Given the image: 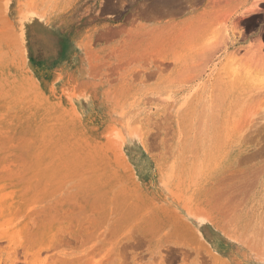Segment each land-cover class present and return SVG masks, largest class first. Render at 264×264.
I'll use <instances>...</instances> for the list:
<instances>
[{
	"label": "rangeland",
	"instance_id": "374dc122",
	"mask_svg": "<svg viewBox=\"0 0 264 264\" xmlns=\"http://www.w3.org/2000/svg\"><path fill=\"white\" fill-rule=\"evenodd\" d=\"M90 1L0 0V264H264L260 139L204 128L209 112L216 128L230 110L246 129L264 120L263 75L235 79L222 62L258 46L264 0H206L164 24L105 0L100 32L81 14ZM33 19L51 56L30 46Z\"/></svg>",
	"mask_w": 264,
	"mask_h": 264
},
{
	"label": "bare ground",
	"instance_id": "6f19581e",
	"mask_svg": "<svg viewBox=\"0 0 264 264\" xmlns=\"http://www.w3.org/2000/svg\"><path fill=\"white\" fill-rule=\"evenodd\" d=\"M160 1V0H159ZM190 1V0H189ZM169 2V1H168ZM168 2H165V3H168ZM182 2H184V1H182ZM181 2V3H182ZM164 3V2H163ZM178 3H180L179 1H178ZM180 3V4H181ZM153 4V3H152ZM156 4V3H155ZM160 4V3H159ZM188 4V3H187ZM166 5V4H165ZM184 5V4H183ZM158 6V5H157ZM161 6V5H160ZM159 6V7H160ZM174 6V5H173ZM169 7V6H168ZM153 8V7H152ZM172 8V7H171ZM102 9H103V7H102ZM150 10H151V8H149ZM154 9V8H153ZM170 9V8H169ZM182 9H183V7H182ZM184 9H186L185 7H184ZM253 9V8H252ZM251 9V10H252ZM148 10V9H147ZM157 10V9H156ZM160 11H162L161 9H159ZM175 10V9H174ZM180 10V9H179ZM179 10H178V12H179ZM169 11H171V10H169ZM184 11V10H183ZM166 12V11H165ZM175 12V11H174ZM244 13V12H243ZM164 14V13H163ZM169 14V13H168ZM261 14H263L262 12H261ZM162 15V14H161ZM157 18V17H156ZM260 19H263V17H261V18H258L256 15L255 16H253V17H250V18H248V20H246L245 21V23H246V25L249 27V28H255V27H257V25H258V23L261 21ZM30 23H28L27 24V30L29 31V37L31 38H29V40H30V46L34 49V50H37V51H43V52H45V53H47L48 51H49V49H51V51H50V54H49V56H51V54L52 53H54L55 51H56V42H55V40H53L52 38H51V36H50V34L47 32V30H46V28H45V26L40 22V21H38V20H30L29 21ZM237 28L236 26H234L233 25V28ZM23 30V29H22ZM234 30V29H233ZM13 31V30H12ZM116 32V31H115ZM225 32H226V30H225ZM229 33V32H228ZM241 33V30L239 29V34ZM227 34V33H226ZM19 35H21V33L19 34ZM221 35V34H220ZM232 35V34H231ZM233 35H234V32H233ZM232 35V36H233ZM216 37V36H215ZM220 37V36H219ZM222 38H223V36H221ZM229 37H230V39H232L231 38V36L229 35ZM228 37V38H229ZM212 38H214V37H212ZM211 38V39H212ZM234 39L232 40V44H234L235 42H236V40H237V38H235V37H233ZM226 40V39H225ZM58 41V40H57ZM258 41H259V43H258V46H254L252 43L251 44H249L248 46H246V47H243V50L245 49L246 50V52L244 53V54H241V52H239V49L241 48L242 49V47H236V49H233V50H231V51H229L228 53H227V57H225V60H222V62H223V64H224V66L225 65H227L226 67L228 68L227 69V72L229 73V77H236L235 79H238L239 78V80H242V78H241V76H248V77H255V76H259V75H263L262 76V78H264V31H262V33H261V35H259L258 36ZM214 42V41H213ZM216 42H218V38H217V41ZM212 43V42H211ZM215 43V42H214ZM221 43V42H220ZM45 44H48V47L46 46V48H45ZM205 44V43H204ZM209 44V43H208ZM214 45H216V44H214ZM45 48V49H44ZM258 48H261L260 50H258ZM263 48V49H262ZM210 49V48H209ZM215 49V48H214ZM214 49H213V51H214ZM211 51H209V52H207L208 54L210 53ZM205 54V53H204ZM203 55V54H202ZM210 56V55H209ZM36 68H38V66H35ZM231 68V69H230ZM241 75V76H240ZM261 77V76H260ZM231 79V78H230ZM238 80V81H239ZM233 82L231 81V84H232ZM188 92H185L184 93V99H183V101L180 103V108H182V110H180L181 112H182V116H181V123H182V129L181 130H179V133L177 134V136H178V138H177V145H179L180 144V136H181V132H182V134L184 133V132H186L187 131V126H188V119H189V113H190V108L188 109V103H189V99L186 97L188 94H187ZM188 101V102H187ZM190 104V103H189ZM212 105V104H211ZM211 110V109H210ZM212 111V110H211ZM230 111H232V110H230ZM230 111L227 113L226 111H225V113H224V115L222 116V114L220 113V116L223 118V119H225V120H223L224 122H223V124H221L220 122L218 123V125L219 124H221V125H219V127L218 128H216V116L218 117V112H217V115L216 114H214L215 112L213 111V113L212 114H214V115H211V113L209 114L208 113V116L206 117L207 118V120H208V123L207 122H204L205 124H204V128L206 127V126H208L209 127V130L208 131H210V133H215V135L216 136H218V137H220V136H226V133H227V135L229 136V137H234L235 138V140H236V142L237 141H239V142H243L246 138H247V136H250L251 138H256V137H258L259 139H260V143H261V145H260V147H262V150H261V148H260V150L262 151V153L264 154V120L263 121H261V122H253L250 126H249V128L248 129H246V125H247V123H244L245 122V120L243 121V119L244 118H240L239 119V110H238V112L236 113V115L235 116H232V117H230L229 118V116H230ZM200 112V111H199ZM226 113H227V115L228 116H225L226 115ZM234 113V112H233ZM233 113H232V115H233ZM245 114V113H244ZM219 116V117H220ZM248 116V115H247ZM252 116V115H251ZM220 117V118H221ZM244 117V116H243ZM249 117V116H248ZM219 118V119H220ZM226 118H227V120H230V123H226ZM229 118V119H228ZM254 119V118H253ZM263 119H264V114H263ZM204 120V118H202V120H200L198 123H200L201 124V122ZM206 120V121H207ZM222 120V119H221ZM213 121H214V123H213ZM238 121H239V124H238ZM211 122H212V125H211ZM248 122V121H247ZM193 123V122H192ZM207 123V124H206ZM249 123V122H248ZM199 124V125H200ZM227 125V126H226ZM193 126V128H194V125H192ZM201 128V127H200ZM207 128V127H206ZM214 128V129H213ZM212 129H213V131H212ZM222 129H223V133H220L221 131H222ZM203 130H205V129H203ZM215 130V131H214ZM248 131V133H246ZM200 132V131H199ZM245 132V134H243ZM211 134V135H212ZM246 134H247V136H246ZM249 134V135H248ZM205 135V134H204ZM250 138V139H251ZM219 139V138H218ZM250 139L248 138V140L250 141ZM252 140V139H251ZM186 142V141H185ZM208 143H209V141H208ZM236 145H237V143H235ZM174 148H178L177 146H176V144H175V146H173L172 147V150L174 149ZM178 150V149H177ZM242 150H243V144L242 145H240V146H238L237 148H236V151H235V153L238 155V153L240 154V152H242ZM238 151V152H237ZM257 151V150H256ZM256 151H254V152H256ZM225 152V151H224ZM251 153V152H250ZM133 154H136V153H133ZM248 154V156H250V155H253V154H249V153H246L245 154V156ZM255 154V153H254ZM189 155V154H188ZM187 155V156H188ZM236 155V156H237ZM257 155H259V152H257ZM245 156L243 157V155L241 156V158L243 157L244 159H245ZM255 155H253V158H255V157H257V156H255ZM263 156V155H262ZM260 157H261V154H260ZM249 158V157H248ZM253 158H251V156H250V160L251 159H253ZM243 159V160H244ZM246 159H247V157H246ZM248 159V160H249ZM239 160H240V158H239ZM242 160V159H241ZM242 160V161H243ZM247 160V161H248ZM246 161V162H247ZM245 162V161H244ZM242 163V162H241ZM240 163V161H239V163L238 164H241ZM264 168V167H263ZM256 169H257V167H256ZM263 170V169H262ZM261 169L260 170H258V172L259 171H262ZM264 172V171H263ZM262 173V172H261ZM258 176V175H257ZM256 176V177H257ZM256 177H255V180H257L256 179ZM248 178V177H247ZM254 178V177H253ZM248 183V182H247ZM254 184H255V182L253 183V186H254ZM263 186H264V184H263ZM252 187V186H251ZM253 188V187H252ZM253 194V193H252ZM190 226V225H189ZM192 227V226H191ZM190 228V227H189ZM191 229V228H190ZM187 231V230H186ZM191 233H193V231H190ZM200 234H203V235H205L206 237H207V235H206V232H205V230H204V228L203 227H200V229H199V231L197 230L196 232H194L193 233V235L195 236V235H197L198 237L199 236H201ZM197 237V238H198ZM202 240H203V238L202 237H200ZM199 238V239H200ZM214 238H215V249H216V251L218 252V257H219V252L220 251H222L221 249H220V245H221V240H219L218 241V235L217 234H215L214 233ZM135 240V239H134ZM195 240V239H194ZM133 241V240H132ZM142 241H144V243L146 242L145 240H143L142 239ZM142 241H140V240H138V242L136 243L137 245L138 244H144V243H142ZM134 244V243H133ZM132 244V245H133ZM141 246H143V245H141ZM132 247H134V249H135V244L132 246ZM179 251V250H178ZM135 253H137V255L139 254L138 252H135ZM173 253V252H172ZM183 253V252H182ZM174 254V253H173ZM184 254H187V253H184ZM217 256V255H216ZM163 257V256H162ZM139 259H140V257H139Z\"/></svg>",
	"mask_w": 264,
	"mask_h": 264
},
{
	"label": "crops",
	"instance_id": "0c3cea01",
	"mask_svg": "<svg viewBox=\"0 0 264 264\" xmlns=\"http://www.w3.org/2000/svg\"><path fill=\"white\" fill-rule=\"evenodd\" d=\"M154 1L156 0H134V3H132V24H140V23L164 24V23L176 21L183 17H186L187 15H190L191 13H195V11L199 10L206 2V0H203V1L202 0H190V1L189 0H160L161 4H157L158 5L157 6V5H154ZM178 1L180 3L182 1L184 2L180 4L178 3ZM165 2H168V3H165ZM184 7L186 9H184ZM149 8H151V10ZM159 9L161 10L163 9V10L160 11ZM82 11H83L81 13L82 16L88 17L87 19L84 20V22L86 21L87 25L92 24L93 26H95L93 29L96 28L98 32L103 31L105 27V21H106L105 20V16H106L105 0H91L90 4H87L86 2L85 7L82 8ZM108 15L113 16L110 19L113 21L112 23L114 25L118 22H121L120 19L122 17V14L113 12V13H108Z\"/></svg>",
	"mask_w": 264,
	"mask_h": 264
}]
</instances>
